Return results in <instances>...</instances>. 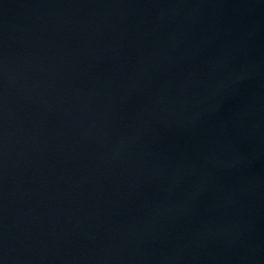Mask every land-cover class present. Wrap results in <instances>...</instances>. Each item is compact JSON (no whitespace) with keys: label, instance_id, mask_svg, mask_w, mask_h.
I'll use <instances>...</instances> for the list:
<instances>
[{"label":"water","instance_id":"1","mask_svg":"<svg viewBox=\"0 0 264 264\" xmlns=\"http://www.w3.org/2000/svg\"><path fill=\"white\" fill-rule=\"evenodd\" d=\"M0 264H264V0H0Z\"/></svg>","mask_w":264,"mask_h":264}]
</instances>
